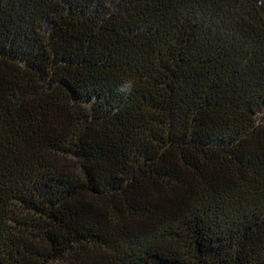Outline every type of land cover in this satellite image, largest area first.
I'll use <instances>...</instances> for the list:
<instances>
[{"label":"trees","instance_id":"1","mask_svg":"<svg viewBox=\"0 0 264 264\" xmlns=\"http://www.w3.org/2000/svg\"><path fill=\"white\" fill-rule=\"evenodd\" d=\"M0 264H264V0H0Z\"/></svg>","mask_w":264,"mask_h":264}]
</instances>
